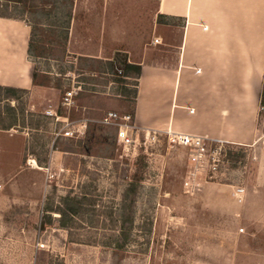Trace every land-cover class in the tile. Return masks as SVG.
<instances>
[{
	"label": "rangeland",
	"instance_id": "obj_1",
	"mask_svg": "<svg viewBox=\"0 0 264 264\" xmlns=\"http://www.w3.org/2000/svg\"><path fill=\"white\" fill-rule=\"evenodd\" d=\"M158 6L159 0H28L4 9L33 26L37 81L56 87L61 101L81 83L78 103L93 101L90 113L100 114L124 110L122 99L132 95L137 78L79 55L88 44L70 42V32L97 34V17L90 14L99 7L108 12L106 38L112 41L108 27L115 26L137 59L145 43L153 47L154 36L163 34L155 23ZM10 106L0 102V129L14 118ZM16 106L20 125L0 131V264H264V230L257 231L261 139L223 142L214 177L188 187L187 146L162 136L149 156L131 158L117 144L116 127L100 124L101 117L84 137H56L61 121L28 109V93ZM73 108L60 104L71 117ZM33 157L38 165L49 163L39 167ZM236 185L246 188L243 202L233 196Z\"/></svg>",
	"mask_w": 264,
	"mask_h": 264
},
{
	"label": "crops",
	"instance_id": "obj_2",
	"mask_svg": "<svg viewBox=\"0 0 264 264\" xmlns=\"http://www.w3.org/2000/svg\"><path fill=\"white\" fill-rule=\"evenodd\" d=\"M104 8L107 11V5ZM106 11L98 7L93 16L90 14L91 18L97 17V34L83 31L74 35L72 31L69 40L88 44L78 54L104 59L107 70V62L118 49L127 53L130 62L141 65L138 84L130 97L123 96L124 110L119 112L132 113L141 127L196 134L206 140L253 145L264 136V129L260 128L264 0H159L155 23L161 25L163 34L154 36L153 47L145 43L137 59L132 57L126 42L116 37L115 26L108 27L112 41L106 38ZM115 14L112 12L113 17ZM31 36L32 25L27 19L0 15V84L28 89V109L32 111L52 109L70 116L60 110L56 87L34 83L36 70L29 53ZM155 38L160 41L155 43ZM3 100L9 101L19 114V99L2 96L0 102ZM77 100L76 96L72 118H100L112 110L90 113L96 103ZM128 103H133L131 109ZM18 120L11 127L20 125ZM2 127L0 131H9ZM31 159L38 165L36 157ZM48 163L41 161L38 166ZM258 188L261 191L257 189V202L262 210L257 214V231H261L264 184Z\"/></svg>",
	"mask_w": 264,
	"mask_h": 264
},
{
	"label": "built area",
	"instance_id": "obj_3",
	"mask_svg": "<svg viewBox=\"0 0 264 264\" xmlns=\"http://www.w3.org/2000/svg\"><path fill=\"white\" fill-rule=\"evenodd\" d=\"M155 38L154 42H159ZM82 90L81 83L73 85L65 91L62 97V105L69 112L75 104V97ZM47 114L53 115L56 120L61 121L60 128L55 132V136L70 138L84 137L91 122L96 119L89 117L72 118L67 115H60L52 109L46 110ZM100 124L114 125L116 127V141L122 152L127 157L138 158L143 155L149 156L152 147L164 136L168 143L184 145L190 149L189 159L193 163L188 172L185 185L195 187L201 183L202 178L214 177L218 171L223 152V141L206 140L204 136L177 132L173 130H159L138 126L134 115L130 112L121 113L117 110H108L99 120ZM264 145V136L261 137ZM246 188L243 185H236L233 196L238 202L245 199Z\"/></svg>",
	"mask_w": 264,
	"mask_h": 264
},
{
	"label": "trees",
	"instance_id": "obj_4",
	"mask_svg": "<svg viewBox=\"0 0 264 264\" xmlns=\"http://www.w3.org/2000/svg\"><path fill=\"white\" fill-rule=\"evenodd\" d=\"M9 3H15V4H28V0H0V15H5V16H12V17H19L17 15H13L10 14L8 12L5 11L4 7L8 6ZM67 28L69 26V24L67 23ZM33 47H34V29L32 26V36L30 38V43H29V53L31 54L33 51ZM107 68L110 72L113 73H118L121 72L123 74L124 77H129V76H135L137 78L138 81V77L141 73V65L140 64H136V63H132L129 61L128 59V55L126 52H124L123 50H116L113 54L112 59H110L107 62ZM121 80V78H120ZM34 83H40V84H44L43 82H38L37 81V72L34 71ZM138 84V82L136 83V85ZM18 92L21 93H28L29 90L25 89V88H16V87H12V86H4L0 84V101L2 100V96H4L5 98L12 100V99H19L20 96H16V94ZM262 106L264 105V95L262 93V100H261ZM11 111L13 112L14 118L7 123L6 125H4L2 128H10L13 124H16L18 118L16 115V110L14 109V107L11 108ZM1 114V112H0ZM234 158L233 160L236 162L237 161V157H235V154L233 155ZM138 175V174H137ZM73 208V207H71ZM74 209V208H73ZM75 210V209H74ZM65 213L64 210H62V214Z\"/></svg>",
	"mask_w": 264,
	"mask_h": 264
}]
</instances>
